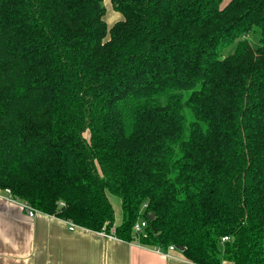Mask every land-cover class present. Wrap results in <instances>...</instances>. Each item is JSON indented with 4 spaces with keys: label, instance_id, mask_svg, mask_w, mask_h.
<instances>
[{
    "label": "trees",
    "instance_id": "trees-1",
    "mask_svg": "<svg viewBox=\"0 0 264 264\" xmlns=\"http://www.w3.org/2000/svg\"><path fill=\"white\" fill-rule=\"evenodd\" d=\"M111 2L109 27L104 0H0V189L197 264H264V0Z\"/></svg>",
    "mask_w": 264,
    "mask_h": 264
},
{
    "label": "crops",
    "instance_id": "crops-1",
    "mask_svg": "<svg viewBox=\"0 0 264 264\" xmlns=\"http://www.w3.org/2000/svg\"><path fill=\"white\" fill-rule=\"evenodd\" d=\"M4 195L0 189V264H197L179 249L169 255L82 226L70 230L66 220L42 212L30 217L20 201ZM118 218L115 226L122 224L123 211ZM221 264L233 262L223 259Z\"/></svg>",
    "mask_w": 264,
    "mask_h": 264
},
{
    "label": "built area",
    "instance_id": "built-area-1",
    "mask_svg": "<svg viewBox=\"0 0 264 264\" xmlns=\"http://www.w3.org/2000/svg\"><path fill=\"white\" fill-rule=\"evenodd\" d=\"M4 192H5V195L4 197L7 199V200H11V201H18L17 199L14 198L11 190L9 188H6V189H3ZM23 208L25 209V211L27 212V214L30 216V217H34L38 211L33 207L31 206L28 202L26 201H20ZM146 206V205H144ZM68 225H69V228L70 230H74L78 225H76L73 221L71 220H66ZM148 226V221L145 219V218H139L138 221L134 224V227H133V230L135 232H143L145 230V228ZM102 233H104L105 235L107 236H110V237H116L113 232L112 233H107L105 231H101ZM228 237H224L223 240H227ZM161 250V249H160ZM176 250V247L174 245H170L168 247L167 250H161L163 251L165 254H171L172 251Z\"/></svg>",
    "mask_w": 264,
    "mask_h": 264
},
{
    "label": "rangeland",
    "instance_id": "rangeland-1",
    "mask_svg": "<svg viewBox=\"0 0 264 264\" xmlns=\"http://www.w3.org/2000/svg\"><path fill=\"white\" fill-rule=\"evenodd\" d=\"M104 5L106 7L105 20L107 21L109 27L114 25L117 21L123 19V15L114 9L111 0H104ZM86 135L89 136V132H86ZM113 197L114 204L112 203V205L114 207L116 217L122 218L121 208L117 209L118 207H121L120 202L116 196L113 195Z\"/></svg>",
    "mask_w": 264,
    "mask_h": 264
},
{
    "label": "water",
    "instance_id": "water-1",
    "mask_svg": "<svg viewBox=\"0 0 264 264\" xmlns=\"http://www.w3.org/2000/svg\"><path fill=\"white\" fill-rule=\"evenodd\" d=\"M153 217H154V214H153V213H150V214L148 215V219H149V220H152ZM179 250H181V248H179Z\"/></svg>",
    "mask_w": 264,
    "mask_h": 264
}]
</instances>
